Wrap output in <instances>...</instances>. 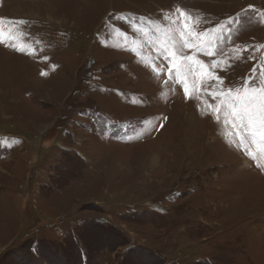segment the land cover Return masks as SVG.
Returning <instances> with one entry per match:
<instances>
[{
    "label": "rangeland",
    "instance_id": "rangeland-1",
    "mask_svg": "<svg viewBox=\"0 0 264 264\" xmlns=\"http://www.w3.org/2000/svg\"><path fill=\"white\" fill-rule=\"evenodd\" d=\"M0 18V264H264V150L220 95L259 83L264 0H0ZM173 41L200 72L177 75Z\"/></svg>",
    "mask_w": 264,
    "mask_h": 264
},
{
    "label": "snow or ice",
    "instance_id": "snow-or-ice-1",
    "mask_svg": "<svg viewBox=\"0 0 264 264\" xmlns=\"http://www.w3.org/2000/svg\"><path fill=\"white\" fill-rule=\"evenodd\" d=\"M185 15L183 12L180 13V16ZM19 23L23 24L26 22L20 21ZM173 23H176V21H173ZM3 24L4 19L0 18V26ZM187 27V24H184V28ZM2 35L3 32L0 29V37ZM191 36L192 34L190 32H180L179 43L181 49L191 47L208 56L214 54L210 43H194ZM176 43V41H173L171 47L167 46V44L163 47L165 53L164 58L166 60L170 59L171 64L176 68L177 75L183 78L187 72H200L203 69V61L191 55H178V52L173 50ZM18 50L21 52L25 51L23 47H20ZM181 59L184 63L178 64V61ZM255 71L253 69V74L247 78L240 88H229L227 91L221 92L220 95L226 98L224 102L229 110L228 115L231 117L232 127L242 130L243 133H247L248 139L252 143L261 146L262 150H264V70L261 71L259 83L253 85V81L256 80ZM185 92H188L186 82ZM219 110V107L215 109L216 112H219ZM240 142H245L244 135H240Z\"/></svg>",
    "mask_w": 264,
    "mask_h": 264
}]
</instances>
